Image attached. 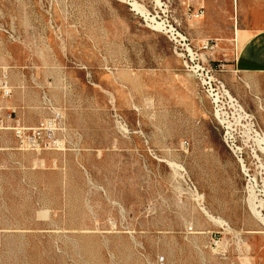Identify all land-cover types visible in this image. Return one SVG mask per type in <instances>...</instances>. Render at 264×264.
<instances>
[{
    "label": "rangeland",
    "instance_id": "rangeland-1",
    "mask_svg": "<svg viewBox=\"0 0 264 264\" xmlns=\"http://www.w3.org/2000/svg\"><path fill=\"white\" fill-rule=\"evenodd\" d=\"M261 32L264 0H0V264H264Z\"/></svg>",
    "mask_w": 264,
    "mask_h": 264
},
{
    "label": "crops",
    "instance_id": "crops-1",
    "mask_svg": "<svg viewBox=\"0 0 264 264\" xmlns=\"http://www.w3.org/2000/svg\"><path fill=\"white\" fill-rule=\"evenodd\" d=\"M248 42L250 45L246 56L253 59L247 62L248 58L244 56L240 63L241 67L245 68L246 72L256 70L257 72L264 73V32L252 36ZM4 72H6V68L0 62V74Z\"/></svg>",
    "mask_w": 264,
    "mask_h": 264
},
{
    "label": "bare ground",
    "instance_id": "bare-ground-1",
    "mask_svg": "<svg viewBox=\"0 0 264 264\" xmlns=\"http://www.w3.org/2000/svg\"><path fill=\"white\" fill-rule=\"evenodd\" d=\"M260 152L264 153V149H261ZM253 158H254L256 161H260L259 156H258L255 152H254V156H253ZM253 206H254V205H253ZM253 206H252V207H253ZM254 208H255V207H253L251 210H253L254 213H256V214L259 216V215H260L259 212H255ZM253 211H252V212H253ZM259 211H260V210H259ZM256 214H255V215H256ZM260 219H261V218H260ZM262 219H264V218H262ZM261 221H262V220H261ZM262 222H264V221H262Z\"/></svg>",
    "mask_w": 264,
    "mask_h": 264
},
{
    "label": "built area",
    "instance_id": "built-area-1",
    "mask_svg": "<svg viewBox=\"0 0 264 264\" xmlns=\"http://www.w3.org/2000/svg\"><path fill=\"white\" fill-rule=\"evenodd\" d=\"M200 14H201V12H200ZM16 134H20V132L19 131H16ZM17 136H19V135H17Z\"/></svg>",
    "mask_w": 264,
    "mask_h": 264
}]
</instances>
